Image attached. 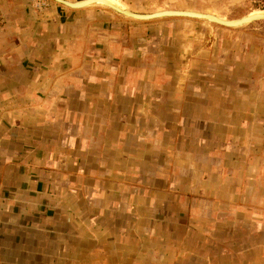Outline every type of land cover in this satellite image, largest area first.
I'll return each mask as SVG.
<instances>
[{"label": "crops", "instance_id": "obj_1", "mask_svg": "<svg viewBox=\"0 0 264 264\" xmlns=\"http://www.w3.org/2000/svg\"><path fill=\"white\" fill-rule=\"evenodd\" d=\"M36 2L0 0V264H264V40Z\"/></svg>", "mask_w": 264, "mask_h": 264}, {"label": "rangeland", "instance_id": "obj_2", "mask_svg": "<svg viewBox=\"0 0 264 264\" xmlns=\"http://www.w3.org/2000/svg\"><path fill=\"white\" fill-rule=\"evenodd\" d=\"M34 8H54L59 7L63 10L70 9L60 5L53 0H35ZM68 2H78L81 0H66ZM119 5L123 11H130L137 14H150L153 12H162L165 10H185L206 13L218 17L221 20H236L243 16L264 15V0H110ZM39 6H38V5ZM96 8L105 10L114 16L122 17L106 6L100 4H91L82 8ZM81 9V8H80ZM78 10V9H73ZM125 17V16H124ZM127 18V17H126ZM130 19V18H129ZM172 20H175L171 18ZM169 19V20H171ZM133 20V19H132ZM164 20V19H163ZM168 20V19H167ZM177 20V19H176ZM215 30H222L228 34H239L242 36H251L254 33L258 39L264 40V20L250 22L239 27L227 28L213 24L207 21L196 20ZM221 31V32H222Z\"/></svg>", "mask_w": 264, "mask_h": 264}, {"label": "water", "instance_id": "obj_3", "mask_svg": "<svg viewBox=\"0 0 264 264\" xmlns=\"http://www.w3.org/2000/svg\"><path fill=\"white\" fill-rule=\"evenodd\" d=\"M54 2L60 4V5H65V6H84L82 4L86 3V2H99L100 0H81L78 2H74V3H69L66 0H53ZM86 5V4H85ZM117 10V9H115ZM121 14L125 15V16H131L132 18H136V19H140V20H150V19H155L157 18V16L159 14V16H164V17H171V16H176V17H184V18H194V19H199L202 17H210L209 15H203V14H199V13H188L186 11H176V10H172V11H165L163 13H152V14H132V13H127V12H121L118 11ZM190 14V15H189ZM215 18V17H213ZM264 20V15L263 16H243L239 19L236 20H231V21H226V22H219V21H214L219 23L221 26L227 27V28H234V27H239L241 25L250 23V22H255V21H261Z\"/></svg>", "mask_w": 264, "mask_h": 264}, {"label": "bare ground", "instance_id": "obj_4", "mask_svg": "<svg viewBox=\"0 0 264 264\" xmlns=\"http://www.w3.org/2000/svg\"><path fill=\"white\" fill-rule=\"evenodd\" d=\"M68 2V1H67ZM69 3H74V2H69ZM91 5V4H100V5H102V6H106V7H108V8H110L111 10H113L114 12H116V13H118V14H120V15H122V16H125V15H123V14H121L120 12H118V11H121V12H129V13H132V14H137V13H133V12H130V11H123L120 7H119V5H115V3L114 2H112V1H110V0H100L99 2H86V3H84V4H82V5H84V6H86V5ZM63 6H65V5H63ZM66 7H68V8H70V9H80V8H82L83 6H66ZM115 9H117V10H115ZM165 11H167V10H165ZM165 11H162V12H153V13H163V12H165ZM168 11H172V10H168ZM176 11H185V10H176ZM186 12H188V13H199V14H203V15H209V14H206V13H200V12H195V11H186ZM150 14H152V13H150ZM159 15H162V14H159ZM157 16V18H155V19H160V18H168V17H164V16ZM190 15V14H189ZM210 17H202V18H199V19H197V20H202V21H207V22H210V23H213V24H217V25H219V26H221L219 23H217V22H214V21H219V22H226L227 20H221V19H219L218 17H216V16H213V15H209ZM254 16V15H253ZM257 16H263V15H257ZM125 17H127V18H130V19H133V20H138V21H149V20H140V19H136V18H132L131 16H125ZM171 17H173V16H171ZM174 17H176V16H174ZM213 17H215V18H213ZM247 17H250V16H247ZM179 18H184V17H179ZM155 19H150V20H155ZM194 19V18H193ZM224 27V26H223Z\"/></svg>", "mask_w": 264, "mask_h": 264}]
</instances>
